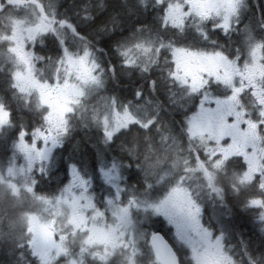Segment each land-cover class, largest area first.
<instances>
[{"label":"snow or ice","instance_id":"6c2138e0","mask_svg":"<svg viewBox=\"0 0 264 264\" xmlns=\"http://www.w3.org/2000/svg\"><path fill=\"white\" fill-rule=\"evenodd\" d=\"M0 264H264V0H0Z\"/></svg>","mask_w":264,"mask_h":264},{"label":"flooded vegetation","instance_id":"af4514ba","mask_svg":"<svg viewBox=\"0 0 264 264\" xmlns=\"http://www.w3.org/2000/svg\"><path fill=\"white\" fill-rule=\"evenodd\" d=\"M157 227L160 228V230L162 231V233L165 232V231H164L165 229L163 228L162 225H157Z\"/></svg>","mask_w":264,"mask_h":264},{"label":"trees","instance_id":"16d2710c","mask_svg":"<svg viewBox=\"0 0 264 264\" xmlns=\"http://www.w3.org/2000/svg\"><path fill=\"white\" fill-rule=\"evenodd\" d=\"M166 232V230H164Z\"/></svg>","mask_w":264,"mask_h":264}]
</instances>
